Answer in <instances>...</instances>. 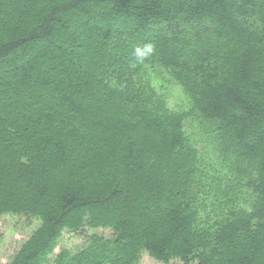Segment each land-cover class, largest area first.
<instances>
[{"label": "trees", "instance_id": "1", "mask_svg": "<svg viewBox=\"0 0 264 264\" xmlns=\"http://www.w3.org/2000/svg\"><path fill=\"white\" fill-rule=\"evenodd\" d=\"M3 215L10 264H264V0H0Z\"/></svg>", "mask_w": 264, "mask_h": 264}, {"label": "rangeland", "instance_id": "2", "mask_svg": "<svg viewBox=\"0 0 264 264\" xmlns=\"http://www.w3.org/2000/svg\"><path fill=\"white\" fill-rule=\"evenodd\" d=\"M169 104L172 107L183 103L185 99L181 93V88L175 85H169ZM39 222L34 218L25 216L3 215L0 217V264H10L12 257L18 251L20 245L28 239ZM89 234L100 233L110 235L107 230L99 229L97 231L88 230ZM84 237L65 231L60 239L56 253L62 248H68L72 252L77 251L84 244ZM139 264H161L147 255L142 257Z\"/></svg>", "mask_w": 264, "mask_h": 264}]
</instances>
